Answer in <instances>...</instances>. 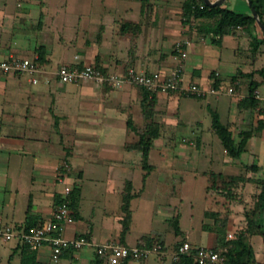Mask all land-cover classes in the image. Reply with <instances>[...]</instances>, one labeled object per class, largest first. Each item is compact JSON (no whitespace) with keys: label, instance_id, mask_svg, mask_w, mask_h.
<instances>
[{"label":"crops","instance_id":"obj_1","mask_svg":"<svg viewBox=\"0 0 264 264\" xmlns=\"http://www.w3.org/2000/svg\"><path fill=\"white\" fill-rule=\"evenodd\" d=\"M97 1L102 3L105 11L108 2H115ZM142 1L149 3V0ZM191 1L199 6L206 4L204 0H186L183 5L185 25L180 39L186 42L185 49L189 55L185 61L186 81L202 86L214 85L216 82V87H233L235 94L222 95L228 96L226 99L222 96L184 98L180 94L169 99L163 96L150 97L153 110L149 109L151 112L146 115L151 117V122L160 125L161 132L168 125L174 131L183 126L186 130L196 132L194 126L204 124L198 117L203 112L218 115L237 143L242 140L241 133L253 131L245 153L235 158L224 148L226 155L223 156L222 171L203 173L208 180L212 174L226 179L237 178L239 181L233 186L234 199H228L221 191L213 197L212 192L207 193L210 203L216 198V209H210L209 206L205 208L197 229L191 225V230L183 227V199L162 202L158 198L159 194L147 196L152 173L160 167L175 170L177 157L162 158V164L152 165L153 169L149 173L143 168V157L137 148L139 138L129 125L130 121L136 129L140 125L137 108L143 107V90L136 91L127 86L120 91H110L105 95V102L101 103L74 86L78 83L65 87L66 84L50 79L34 85L25 77L17 79L0 74V222L18 230L49 226L64 192V186L58 181L59 172L67 166L68 184L73 188L79 187L77 208L73 210L75 221L68 224L63 233L67 239L86 237L95 244L120 240L127 246H149L153 240H158L165 247L166 254L163 257L152 255L139 262L121 264H166L184 242L194 247L214 249L216 234L204 229V225L215 223V219L212 223L207 216L211 211L222 213V218L228 215L229 233L238 236L246 230L247 216L255 209L264 181V128L260 130L264 127V74L261 73L264 70V33L257 24L249 28L238 27L228 35L217 36L210 29L216 19L187 20L184 7ZM262 2L264 5V0ZM48 6L47 0H0V61L11 57H39L38 49L43 47L46 59L56 69L67 65L94 66L104 73L128 70H108V66L98 65V50L89 44L80 49L75 48L77 53L73 60L68 61L65 54L59 59L58 50L66 51L67 45L63 43L60 49H56L40 36L45 27ZM222 7L236 14L253 16L248 0H226ZM121 12L133 19L144 15L142 7L137 10L126 8ZM165 13L168 19L175 11L170 7L165 8ZM128 23L125 29H121L124 35L132 30L129 25L134 26V23L139 22ZM87 26L79 29L87 31ZM103 28L106 35L108 27L103 25ZM167 28L164 31L173 32ZM255 43L258 45L254 47ZM170 45L174 48L175 44ZM85 59L93 65L87 64ZM160 59L154 63L156 71L170 72L177 65L176 57L171 53L165 59ZM149 67L147 70L151 71H145L155 72ZM254 83L258 84L256 105L246 102ZM199 100H205L211 106L210 111L203 108ZM182 101L186 103L183 113L179 112V115L182 113L185 117L177 119L174 113H170L169 107L171 104H182ZM130 106L135 107L129 109ZM86 113L90 116L88 121L83 118ZM212 133L217 134L215 127ZM203 137L202 134L192 137L195 146H201ZM166 144V140L160 136L154 140L151 152L153 148ZM190 144L193 145L192 142ZM135 172H141L139 187L134 181ZM87 186L95 194L88 215L85 212ZM129 187L134 195L131 201L132 220L127 235L122 238V206ZM177 221L181 230L179 234L176 232ZM259 223L264 228V214L259 216ZM172 233L174 239L169 247L167 237ZM257 237L262 236H249V241L254 248L255 260L264 264L263 251L260 254L255 251L254 239ZM14 241L16 244L10 247ZM259 243L264 248L263 237ZM1 249L9 251L8 264H108L106 258L98 256L89 247L79 252L66 251L57 261L49 245L29 249L17 239L9 242L0 239Z\"/></svg>","mask_w":264,"mask_h":264},{"label":"rangeland","instance_id":"obj_2","mask_svg":"<svg viewBox=\"0 0 264 264\" xmlns=\"http://www.w3.org/2000/svg\"><path fill=\"white\" fill-rule=\"evenodd\" d=\"M47 1L49 4L48 12L46 13V20L44 21L45 27L40 36L46 39L52 47H56V49H60V45L63 43L67 45L66 51L62 52L61 49L58 50L57 55L59 59L65 54V58L68 61L73 60L77 53L75 48L80 49L89 44L98 50V60L96 61L98 65L102 67L108 66V70L115 69L122 71L130 68L147 70V68L150 69L149 66L154 70V65L160 58L165 59V57L170 56V53L175 57L178 56V52L176 51L177 44L179 42H185L180 39V34H183L182 30L185 25L183 23V5L186 0H149V3L143 2L142 0H115L113 4L108 2V10L106 9V11L102 3L100 4L97 0ZM62 5L65 9H63ZM141 7L144 12L141 18L133 19L128 17L125 12H121L122 9L134 8L137 10L138 8L141 9ZM170 7L175 13H172L170 15L171 17L169 16L170 18L167 19L165 18V8L168 9ZM104 14L105 16H103ZM130 21H137L139 23H134V26L129 25V28L132 30H130L128 35L122 34V27L125 29L128 26L126 24H130L128 23ZM86 24H88L87 31L80 30ZM103 25L108 27L106 35L104 34L105 30ZM138 27L141 31H137ZM167 27L171 28L173 32L167 33V31H164ZM171 43L175 44L174 48L170 45ZM84 61L89 65H93L89 60L85 59ZM43 64L46 65V70L49 73L46 77L52 78L51 73L56 68L49 61L43 62ZM71 86L73 85H65V87ZM74 86L79 90L87 92L88 96L94 101H101V103L105 102V95L110 91H120L126 88H106L92 82H81ZM130 88L136 91H142L137 86H131ZM183 97L189 98L186 96ZM164 98L169 99L171 97ZM222 98L226 99L228 96H222ZM184 103L186 101H182V104H171L169 107L170 113H174L173 116L177 119L185 117L182 115L185 106ZM198 103L202 104L201 106L207 109V111H210L211 106L207 105L205 100H199ZM133 107L135 106H130L129 109ZM138 108L137 112L140 117H138V121L140 125L139 127H137L138 125L136 126L138 129V133L136 134L139 138V134L144 132L151 122L146 117V113L153 110V105H150L148 109H144V107ZM179 112H182L181 115H179ZM87 113L83 117L84 120L87 118L86 121L90 120V116H87ZM198 117L201 118L204 124L194 126L196 132H191L190 129L186 130L183 126L178 129L175 127L176 131H174L168 125L161 134V139L166 140L167 144L153 148L149 160L151 165L160 166L162 164V158L172 159L177 157L175 170L160 167V169L152 173L148 182L149 193L147 196L159 194L160 196L158 198L162 202L168 200L173 201L174 198L178 200L183 199L185 201V204L182 206L184 214L183 227L191 228V230L193 229L191 225L195 230L197 229L196 226L200 222V216L205 208L209 206L211 207L210 209H216V198L214 197L211 203L210 199L207 198V193H211L208 189L211 182L203 173L206 171L220 173L223 168V156L226 155L221 139L216 133H212L214 131V116L210 112L206 114L203 112ZM209 129L211 132H209ZM201 134L204 136L202 144L201 146H195L196 143L192 137L195 135L200 136ZM129 136L130 139L131 135ZM191 142L193 145L190 144ZM134 181L137 187L141 185V172L134 173ZM85 192L88 198L85 203V212L88 215L91 212L90 207H92L90 204L91 199L95 197V194L88 186L85 187ZM214 194L216 193L212 191L211 197ZM211 212L213 213L215 211ZM209 220L213 223V218H209ZM228 233L227 230L226 237ZM173 239L174 233L167 237L169 247ZM261 240L262 237L254 239L255 251L259 254L261 251L264 253V248L260 247L261 245L259 243ZM15 244V241L12 242L10 247H13ZM8 250L11 251V249ZM8 253L9 251H5L4 249L0 250V264L9 263L10 254ZM172 259L173 256H170L166 264H172Z\"/></svg>","mask_w":264,"mask_h":264},{"label":"built area","instance_id":"obj_3","mask_svg":"<svg viewBox=\"0 0 264 264\" xmlns=\"http://www.w3.org/2000/svg\"><path fill=\"white\" fill-rule=\"evenodd\" d=\"M209 6L204 4L202 9ZM186 42L177 44V65L170 72L155 71L147 72L136 68H130L121 73H104L94 66L71 67L59 66L51 73L52 78L46 77L48 71L46 65L39 57L20 58L11 57L0 61V74L13 76L14 78H26L31 84H39L43 80L54 79L60 84H72L81 82H92L106 88H124L137 86L149 91L152 95L172 97L180 94L189 98H206L208 96L234 95L233 87L224 89L213 84L202 86L186 81L185 61L188 52L185 49ZM69 168L64 166L60 169L58 181L64 186L62 203L54 213L53 220L49 226H38L30 230H18L13 226L0 222V239L9 242L19 240L23 245L31 249H40L49 245L57 261L66 251L79 252L84 248H93L98 256L107 259L108 264H121L122 262H139L152 255L163 257L166 254L164 245L158 240H153L149 246H127L120 240H112L101 244H95L86 237L67 239L64 236L65 227L75 221L74 211L70 207L73 186L68 184ZM236 233H228L227 242L236 240ZM196 252L197 264H227V253L229 246L219 250L194 247L189 242L180 245L173 254V261L179 262L184 255Z\"/></svg>","mask_w":264,"mask_h":264},{"label":"trees","instance_id":"obj_4","mask_svg":"<svg viewBox=\"0 0 264 264\" xmlns=\"http://www.w3.org/2000/svg\"><path fill=\"white\" fill-rule=\"evenodd\" d=\"M253 6L256 8L258 13L261 16V19L264 23V5L262 0H251ZM185 15L187 20H191L192 18H209L216 19L215 25L210 28L211 32L217 36H224L232 33L238 27H251L256 26L257 21L252 15L245 14H236L225 8L221 7H208L207 9H202L201 6L196 5L194 1L188 2L184 7ZM258 43L254 44V47L257 46ZM39 59L41 62L48 61L46 59V52L43 47L38 49ZM264 74V70L261 72ZM218 84L215 82L214 86ZM258 88V84H252L250 88V96L246 100L248 103H252L256 105V90ZM144 91V100L142 102L144 109H148L150 105H152V100L150 97L155 98V95H152L149 91L144 88H141ZM149 119L151 117L147 116ZM130 128L138 133V130L135 126L132 125L131 121L129 122ZM214 127L218 136L220 137L222 144L226 151L235 158L240 157L243 153L247 151L248 140L254 135L253 131H247L241 133V142L237 143L233 137L232 132L222 125L220 122L219 116L214 115ZM264 127L260 128L262 130ZM258 132V131H257ZM162 132L160 129V125L151 122L146 127L145 131L139 134V143L137 148L142 154L143 157V168L149 173L152 171L153 166L149 163L150 160V152L153 146V142L155 139L161 136ZM237 178L226 179L217 174H212L210 176L211 185L209 186V190L214 193H219L220 191L224 193L225 197L228 199H234L233 195V186L238 183ZM79 195V187L74 186L70 207L72 210L77 208V199ZM134 198V195L131 193V188H128V193L124 196L123 200V212L124 218L122 219L123 231L122 238H124L131 225L132 220V210H131V201ZM62 203V199L59 200L58 206ZM264 214V181L262 182L261 193L257 197L255 209L251 214H248V225L246 230L242 231L236 238V240L232 242L226 241V232L229 226V217L225 214L224 218H222V213H208L207 216L215 219L214 224H206L204 225V229L212 231L216 234V242L217 245L214 247L215 250H219L225 246H229V252L227 253V264H259L255 260L254 256V248L249 241V236L260 235L264 239V228L259 223V216ZM176 232L179 234L181 232L178 221L176 222ZM27 245H24V247ZM31 249L29 246H27ZM196 252H191L189 255H184L179 262H174V264H197L195 261Z\"/></svg>","mask_w":264,"mask_h":264},{"label":"water","instance_id":"obj_5","mask_svg":"<svg viewBox=\"0 0 264 264\" xmlns=\"http://www.w3.org/2000/svg\"><path fill=\"white\" fill-rule=\"evenodd\" d=\"M225 1L226 0H216V1L204 0L206 5H208L209 7H221L225 3ZM248 1H249L250 6H251L253 17L256 19L258 26L260 27V29L264 33V23L261 19L260 14L256 10V8L253 6L252 1L251 0H248Z\"/></svg>","mask_w":264,"mask_h":264}]
</instances>
